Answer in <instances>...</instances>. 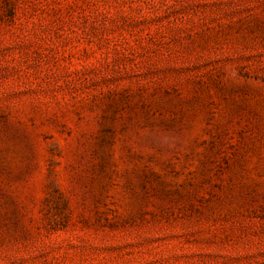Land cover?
<instances>
[{"label": "rangeland", "instance_id": "obj_1", "mask_svg": "<svg viewBox=\"0 0 264 264\" xmlns=\"http://www.w3.org/2000/svg\"><path fill=\"white\" fill-rule=\"evenodd\" d=\"M0 264H264V0H0Z\"/></svg>", "mask_w": 264, "mask_h": 264}]
</instances>
